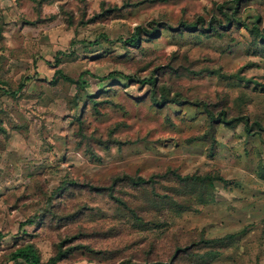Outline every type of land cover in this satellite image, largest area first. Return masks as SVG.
Listing matches in <instances>:
<instances>
[{
	"label": "rangeland",
	"instance_id": "obj_1",
	"mask_svg": "<svg viewBox=\"0 0 264 264\" xmlns=\"http://www.w3.org/2000/svg\"><path fill=\"white\" fill-rule=\"evenodd\" d=\"M237 1L0 0V264H264V0Z\"/></svg>",
	"mask_w": 264,
	"mask_h": 264
},
{
	"label": "trees",
	"instance_id": "obj_2",
	"mask_svg": "<svg viewBox=\"0 0 264 264\" xmlns=\"http://www.w3.org/2000/svg\"><path fill=\"white\" fill-rule=\"evenodd\" d=\"M241 0H238L237 2L239 3ZM229 19V18H228ZM230 21H232V19H229ZM198 23H204V20L203 19H200L199 21H198ZM198 23H196V24H183L182 25V27L184 28L183 30H186V29H195L196 28V26H197V24ZM221 26H222V24H221ZM142 30L140 29V28H138V32H141ZM145 32V31H144ZM155 33V32H154ZM153 32H151V33H148V34H154ZM139 33H136V35H133L132 36V38L129 40V41H127V43H129V44H131L132 46H137L138 44H139V42H140V39H141V35H138ZM146 34H147V32H146ZM148 36H150V35H148ZM142 40V39H141ZM58 64V63H57ZM56 75L57 76H60L62 79H64L65 81H69V82H71V83H75V81H73L72 79H70V78H68V77H66L63 73H62V71H60V70H58L57 72H56ZM119 74L118 73H116V74H111L108 78H115L116 76H118ZM31 79H26V80H24V82H22L21 84H20V86H19V91H23L24 90V88L26 87V85L28 84V82L30 81ZM78 83V82H77ZM149 83H150V85L152 86V87H154L155 86V83H156V79L155 78H151L150 80H149ZM1 88V87H0ZM1 90V89H0ZM8 92V91H7ZM9 94H13V95H16V93H12V92H8ZM152 96H156L155 95V90H153V94H152ZM166 98V97H165ZM227 124H229V123H227ZM256 124V126H257V123H255ZM258 126H259V124H258ZM249 131V133H251V131H250V129H248ZM208 179V178H207ZM181 180H183V181H188L189 180V178H186L185 180L184 179H181ZM192 180H197V181H204V180H206V178L205 179H201V178H198V179H195V178H192ZM148 182L147 181H145L144 179H137V180H133V184H135V185H144V184H147ZM34 224V222H30V226H32ZM222 243V240H213V241H205L204 242V244H206V245H218V244H221ZM81 248H85V247H81ZM81 248H79V249H81ZM76 250H78V249H72V251L70 250V252H73V251H76ZM65 255H64V253L63 252H60L59 254H58V256H56V257H54V258H52L50 261H49V263L48 264H57L60 260H61V258L62 257H64ZM10 260H14V261H19V260H23L26 264H41V257H40V253H39V250H38V248L35 246V245H33V244H27V245H25V246H23V247H20V248H18V249H16L13 253H12V255H11V259ZM122 264H133V263H130V262H123ZM155 264H161V263H155Z\"/></svg>",
	"mask_w": 264,
	"mask_h": 264
}]
</instances>
